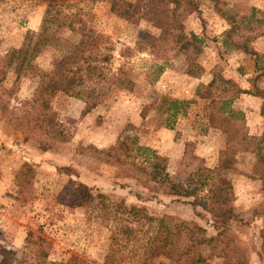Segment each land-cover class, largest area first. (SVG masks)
<instances>
[{
	"label": "rangeland",
	"instance_id": "374dc122",
	"mask_svg": "<svg viewBox=\"0 0 264 264\" xmlns=\"http://www.w3.org/2000/svg\"><path fill=\"white\" fill-rule=\"evenodd\" d=\"M49 1L0 0V264H9L11 252L22 249L29 231L49 238L51 260L108 264L111 229L125 226L93 216L91 209L61 204L58 195L69 178L113 201L144 206L152 215L194 220L208 235H216L214 218L191 203L193 198L145 187L121 174V166L107 162L102 152L130 136L165 156L169 172L175 174L190 141L189 149L208 154L206 165L214 168L226 145V134L209 122V102L216 94L209 83L216 75L249 91L233 107L244 112L253 137L237 148L232 169L225 171L232 180L236 213L229 244L248 264H264V117L258 110L264 98L256 95L264 92V59L233 46L264 30V0H119L120 10L122 1L133 4L131 17L114 9L113 0H55L59 7H50L55 19L49 34L66 45L76 44L81 39L76 28L84 20L107 37L113 69L125 66L134 82L129 89L113 86L88 113L80 97L64 92L53 96L52 121L58 125L55 130L65 131L64 139L32 129L34 119L42 121V110L33 102L38 76L26 64L20 68L19 61L9 63L12 49L37 38ZM192 33L203 40L198 53L188 46L180 50L186 41L181 36ZM148 36L162 43L159 53L151 51ZM260 37L251 46L263 55ZM57 49L45 46L34 64L49 70L61 56ZM156 64L164 71L152 81ZM140 262L127 250L126 264ZM222 262L211 256L205 264Z\"/></svg>",
	"mask_w": 264,
	"mask_h": 264
},
{
	"label": "trees",
	"instance_id": "16d2710c",
	"mask_svg": "<svg viewBox=\"0 0 264 264\" xmlns=\"http://www.w3.org/2000/svg\"><path fill=\"white\" fill-rule=\"evenodd\" d=\"M113 8L119 9V0H113ZM118 2V6H117ZM191 4L192 0H188ZM42 28L34 40L30 37L20 48L9 52L10 62L19 61L20 68L26 64L38 76V86L34 103L42 110L41 119L33 120L32 129H44L52 137L65 138L67 134L52 121L54 111L51 99L58 92L80 97L85 100L84 113H88L106 99L113 86L129 89L133 80L128 69L120 66L116 70L110 65L112 50L106 36L99 34L81 20L76 28L81 34L78 43L66 45L56 39L55 33L49 34V23L55 18L49 15L51 6L59 7L55 0H50ZM124 8L121 14L132 16V3L122 1ZM117 7V8H115ZM231 17L232 14L225 13ZM229 18V17H228ZM259 22V21H258ZM234 28V27H233ZM250 30H253L252 28ZM255 31V28H254ZM231 30L228 32L230 33ZM264 35V30L254 32L250 41L234 44L236 48L253 54L258 61L263 58L252 48V42ZM185 37L186 41L180 50L192 47L195 53L200 52L203 40L192 33ZM150 48L156 54L160 52L162 43L153 36ZM55 46L60 53L59 59L49 70L41 69L34 64V59L45 46ZM140 46V49H143ZM258 64V63H257ZM155 81L164 69L156 64ZM224 77V76H223ZM216 75L209 86L216 94L209 102V122L214 128L226 134V145L221 150L219 163L211 168L206 165L205 158L193 153L190 141L181 162V168L175 174L168 170V160L156 150L140 145L136 138L125 136L109 150L102 151L107 162L121 166V174L140 181L145 187L163 191L167 194L189 197L212 215L217 229L216 235H208L207 229L196 221L184 219L168 220V217H158L149 213L146 207L127 205L124 200L113 201L103 192L69 178L58 195V201L68 207L91 209L96 215L111 223L121 224L125 229H111L110 251L107 255L108 264H126L127 250L133 256L141 259L140 264H148L151 260L160 258L159 264H205L211 256L223 259V264H248L247 257L229 244L228 233L236 213L233 204V184L225 171L232 169L237 148L245 141H251L246 126L244 112L233 107L234 100L242 93L249 92L239 87L231 79ZM264 98V92H257ZM264 117V103L261 109ZM96 191V192H95ZM128 222L129 225L123 224ZM264 246V230L262 231ZM53 244L41 232L29 231L24 246L20 251L11 252L14 258L6 261L9 264H70V261H55L50 259ZM136 263V262H135Z\"/></svg>",
	"mask_w": 264,
	"mask_h": 264
},
{
	"label": "crops",
	"instance_id": "0c3cea01",
	"mask_svg": "<svg viewBox=\"0 0 264 264\" xmlns=\"http://www.w3.org/2000/svg\"><path fill=\"white\" fill-rule=\"evenodd\" d=\"M260 38H264V35L262 36V37H260ZM258 110L260 111L261 110V104H260V106H258ZM200 149L202 150V148L200 147ZM198 154H200L201 156H203V157H208L209 155L208 154H204L202 151H199V149H198Z\"/></svg>",
	"mask_w": 264,
	"mask_h": 264
}]
</instances>
